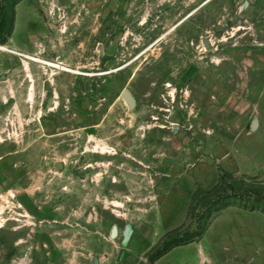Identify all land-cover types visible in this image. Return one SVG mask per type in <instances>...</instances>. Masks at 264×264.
<instances>
[{
  "label": "rangeland",
  "instance_id": "1",
  "mask_svg": "<svg viewBox=\"0 0 264 264\" xmlns=\"http://www.w3.org/2000/svg\"><path fill=\"white\" fill-rule=\"evenodd\" d=\"M3 12L0 45L57 66L0 49V264H148L229 183L156 264H264V0Z\"/></svg>",
  "mask_w": 264,
  "mask_h": 264
},
{
  "label": "trees",
  "instance_id": "2",
  "mask_svg": "<svg viewBox=\"0 0 264 264\" xmlns=\"http://www.w3.org/2000/svg\"><path fill=\"white\" fill-rule=\"evenodd\" d=\"M5 24H6V13H1L0 18V36L5 32ZM5 42L4 40H0V43ZM225 180V176L223 178ZM229 188L232 191V195L226 194V193H219L218 191H208L204 192L203 196H206V198H202L200 202L204 201L202 204V208L200 210V213L197 217V222L195 229L192 231L190 230H181V229H174L170 232H168L158 243L157 245L147 254L146 259L148 264H154L156 261H158L160 258L165 256L168 252H170L172 249L190 244L195 241V238L197 240H200L204 234V232L207 230L208 225H202V221L205 217L208 216L209 212L215 208L219 211L220 208L219 205L223 203L226 198L230 196H236L240 195L237 194L233 184L229 183ZM219 207V208H218ZM246 207V206H244ZM252 209H255V206H253ZM198 210V207L193 206L189 209L188 215H190L193 211Z\"/></svg>",
  "mask_w": 264,
  "mask_h": 264
},
{
  "label": "bare ground",
  "instance_id": "3",
  "mask_svg": "<svg viewBox=\"0 0 264 264\" xmlns=\"http://www.w3.org/2000/svg\"><path fill=\"white\" fill-rule=\"evenodd\" d=\"M0 49H1L2 51H8V52H11V53H14V54H17V55L23 56V57H25V58H27V59H31V60H34V61H37V62H41V63H43V64H47V65H51V66H57V65H54V64H52V63L46 62V61H44V60H42V59L32 57L31 55L26 54V53H23V52H21V51H19V50L10 49L9 47H7V46H5V45H3V44L0 45ZM30 96L32 97V94H31Z\"/></svg>",
  "mask_w": 264,
  "mask_h": 264
},
{
  "label": "water",
  "instance_id": "4",
  "mask_svg": "<svg viewBox=\"0 0 264 264\" xmlns=\"http://www.w3.org/2000/svg\"><path fill=\"white\" fill-rule=\"evenodd\" d=\"M116 232H117V230L114 229V234H115V235H116ZM131 234H132V229H131L130 226H128L127 229H126V231H125V234H124V243H125L126 241H128V239L130 238V235H131Z\"/></svg>",
  "mask_w": 264,
  "mask_h": 264
},
{
  "label": "crops",
  "instance_id": "5",
  "mask_svg": "<svg viewBox=\"0 0 264 264\" xmlns=\"http://www.w3.org/2000/svg\"><path fill=\"white\" fill-rule=\"evenodd\" d=\"M132 233H133V230H132ZM125 234V233H124ZM132 235V234H131ZM131 235H130V238H131ZM117 236H118V233H117ZM130 238L128 239V241H126L125 243H123V244H127L128 242H129V240H130ZM123 242H124V238H123ZM161 259V258H160ZM159 259V260H160ZM157 262V261H156ZM156 262L154 263V264H156Z\"/></svg>",
  "mask_w": 264,
  "mask_h": 264
}]
</instances>
